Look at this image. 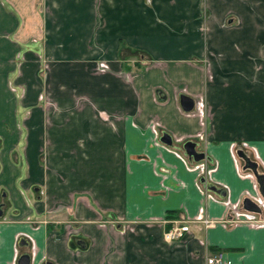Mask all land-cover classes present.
Masks as SVG:
<instances>
[{
    "label": "crops",
    "instance_id": "0c3cea01",
    "mask_svg": "<svg viewBox=\"0 0 264 264\" xmlns=\"http://www.w3.org/2000/svg\"><path fill=\"white\" fill-rule=\"evenodd\" d=\"M236 150L264 177V0H0V264H264Z\"/></svg>",
    "mask_w": 264,
    "mask_h": 264
},
{
    "label": "water",
    "instance_id": "95a60500",
    "mask_svg": "<svg viewBox=\"0 0 264 264\" xmlns=\"http://www.w3.org/2000/svg\"><path fill=\"white\" fill-rule=\"evenodd\" d=\"M178 103L183 111H189L193 106L192 99L185 94L178 95ZM160 139L166 144L170 143V138L166 133H163ZM182 149L184 153L188 157H191L194 161H198L203 158V154L201 152L195 151L194 144L190 141H185L184 143H182ZM235 154L242 161V167L249 170L252 176L254 177V180L257 185L258 195L261 197V199L264 200V177L261 173H258L256 171V162L249 159L242 150H236ZM200 182L204 183L205 189L207 191L216 193L220 197H223L225 195V191L222 187H218L210 181L204 182L203 179H200ZM240 207L246 211L259 212L258 206L249 197L242 198L240 202ZM77 244L80 247L84 246L82 241H77ZM17 264H29L28 255L26 254L19 255V257L17 258ZM43 264H51V263L47 261Z\"/></svg>",
    "mask_w": 264,
    "mask_h": 264
},
{
    "label": "built area",
    "instance_id": "2783aa9c",
    "mask_svg": "<svg viewBox=\"0 0 264 264\" xmlns=\"http://www.w3.org/2000/svg\"><path fill=\"white\" fill-rule=\"evenodd\" d=\"M202 170V169H201ZM200 179H203L204 182L206 181V178L200 173ZM259 208V212H250V211H245L246 213H244L243 217H238L239 213H238V209H236L235 207L230 208V217L228 219H224V221L226 222H235V221H248V222H258V221H262L264 218H257L255 217V215H258L260 213V209L263 207L264 208V203H263V199H261V197H251L250 198ZM194 220H199L200 222H202L204 225L209 224V220L201 218V217H197L194 218L192 220H187V222L189 221H194ZM166 222H168V227L163 230L161 237L162 240L164 242H173V241H177L178 239H180L182 237V235L184 234V232L188 231V224L186 222H182L178 219H168L166 220ZM206 264H227L228 262H224L221 259L220 253H216L214 255H212L211 257H207L205 260Z\"/></svg>",
    "mask_w": 264,
    "mask_h": 264
}]
</instances>
